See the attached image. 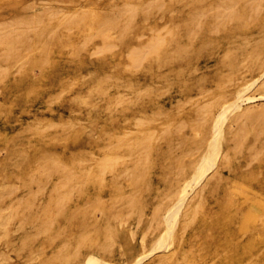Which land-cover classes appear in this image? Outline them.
I'll list each match as a JSON object with an SVG mask.
<instances>
[{
  "label": "rangeland",
  "instance_id": "obj_1",
  "mask_svg": "<svg viewBox=\"0 0 264 264\" xmlns=\"http://www.w3.org/2000/svg\"><path fill=\"white\" fill-rule=\"evenodd\" d=\"M183 1H185V3ZM183 1L182 0H164V1H162V0H152V1L151 0H137V1L136 0H134V1L133 0H0V23H2V24H0V29H3V30H0V33L2 31H5V29H4L5 26H6V30L9 29L10 27L12 29V31L10 29L7 30L6 33H9V34L6 35L5 41L2 42V40L0 39V51H1L0 55H3V58H4L3 59L2 57H0V61H1L0 62V68L2 70H4L2 76H0V79H1L0 80V82H1L0 83V185L2 183L7 184L9 186L12 185V187H9L6 190L9 193H7L6 191L5 192L0 191V201H1L0 202V205H1L0 206V208H1L0 213L4 214L6 212L4 215H7L11 212L10 216L12 217V221H9L10 223L9 222L7 223L9 226H7V224H6V228L4 229L5 234L2 237H0V243H1L0 244V255H2V258H3V260L0 264H7V263L8 264H10V263L11 264H20V262H22L23 260H24L23 262H25V263L22 262L23 264H27V263L30 264V262H32L34 264H56L59 260H61L63 258L64 253L61 252L62 251L61 250V247H62L61 244L66 243V242H70V243L75 244L80 237L79 235L82 233V232H80V230L83 231V233H88V234L90 233V235H89L90 239L88 240V242L100 240L102 238L100 233L96 232L95 230H94L95 232L92 231L93 229H95L93 227V225H92V227H90V225L93 223L89 219V217L86 216L85 214L83 216L77 215L71 223H68L67 221H65L66 220L65 215H67L69 213L68 211L75 209L77 207V205H80L79 207H81V208H79V209H83V211L86 210L85 207H87V206H85V205H87V203L89 201H91L93 199V197H94L93 200H95V199L100 200V197H101V199L104 198L105 200H107L108 203H112L114 201L111 200V197H113V200L116 201V199L118 198V195H120V193H122V195H124V194H126V192L128 194L129 191H131L130 192L131 194H133V195L135 194L136 197L139 198L140 200L143 199L147 205H146L145 211L143 210V213L145 212L144 215L140 216L141 218H138L135 215L133 217V215H131L132 218H129L130 221L125 222L126 223L125 226H128V227L132 226L131 228H134L135 227L134 225H137L139 223L137 220H140L141 224L139 223V225H138L139 230L138 229L136 230V235L138 237L141 235L142 231L146 228L145 223H146V221H148V217L153 212V208L155 207V205H157L158 197H156V196L154 197L153 193H149L147 195L143 186L136 188V187L132 186L131 181L128 184V181H126V179L129 180V178L127 176H124L123 174H121L122 173L121 170H123L125 167H132L133 165H135L139 161V159H141V158L143 159L146 155V153H144L145 151H143V150H149V151H151V154L153 157H158L157 152L160 153V150L163 149L162 147H164V149H166V147L168 146V144H167L168 141L176 140L178 137L176 135L183 128H185V130L180 131V133H187L188 132V133H192V134H197L196 129L194 130V127L192 125L193 123L191 124L190 121L197 120V118L199 117L198 113H200V114L202 113L204 106L206 107L210 103H212L210 105H214V104H217L219 102L223 103L224 100L231 98L234 90L236 89V86L240 85L243 81H245L246 79L249 78L248 73L246 74V71H248V69L252 68L250 66L245 67V69H247V70H245L243 68L244 66L238 65L235 68L236 70L234 69L235 71L234 70L231 71V70H228L226 67H223V65L217 63L216 58L222 53L221 51H223L222 49L226 45V40L224 39V35L226 34V31H228V29L231 30V28H229L230 27V25H229V27L227 26L228 29L226 28L227 30L223 29V30L219 31L218 34H211L209 32V27H211L212 26L211 24L213 23V17L211 15V13H209L208 10H207L208 12H206V9H209L211 7V4H213V1H215V0H211V1L210 0H205V1L204 0H202V1L201 0H199V1L198 0H192V1L189 0V2H191L190 4H189V2H187L188 0H183ZM155 2H158V3H156V5H155ZM209 2H211V3H209ZM241 2L243 3L244 0H241L240 3ZM122 3L128 4V5H125L123 7V6H121V5H124ZM143 3L145 4L144 6H143ZM147 3L150 5V7H149V5H146ZM132 4L139 7V8L138 7L135 8L137 10V13H136L137 16L133 15L135 12L134 11L135 9L134 8L132 9V7L129 8ZM200 4L203 6H200ZM118 5H119V7H118ZM185 5L187 7H185ZM190 5L194 6V7H191ZM204 5H207V7L205 6V8L203 9ZM109 6L110 7L112 6L113 9L110 8ZM127 6H129L128 9H130V10L125 9V7L127 8ZM142 6L143 7L146 6L148 8L147 10H149V15H147L148 11L146 10V7L143 8ZM152 6H154V8ZM159 6L162 9H160ZM208 6H210V7H208ZM188 7L190 8L191 12L193 9H196V12L198 11L197 14H199V15H200L199 11L201 10L200 12H201L202 16H199L200 18L196 17V15H195L196 12L193 11L194 13L193 12L191 13ZM142 8H143V10H142ZM48 9L50 10L49 13L54 12L55 15H57L55 17H57V18H59V17L61 18V16L63 15L62 14L63 12L65 15L67 13H69L68 15H77V14L78 15H82V14L84 15L85 13L88 15V12H89V15L91 13H95L96 17H94V19L92 21L89 20L90 22L89 21H87V23L85 22L86 24H84V26H82L80 28L81 31L79 30V28L77 26H73L74 28L73 27L70 28V26L68 27V26H64V25L58 26V28H57V34L58 35L49 41V53L47 56L49 63H47V64L46 63H35V64L28 63V64H25L19 68L18 64L20 63V61L18 60L19 58L17 59V57H19L20 54L18 51L16 52V50H14V48L15 49L20 48V50H21V48H23V46L25 45V42H27V41L32 42L34 39L33 33L30 32V31H32L30 26H28L29 28H27V29H29V30H27V32L25 31L24 35H20V33L22 32V29H23L22 26L25 24L23 21H30L35 16L44 17L43 19L46 20V15L49 14L47 11ZM51 9L54 11H51ZM144 9L146 10V12H144ZM172 9H174V10L172 11ZM106 10H107V12L109 11L111 13L108 12V14H107ZM140 10H142L145 14ZM41 11H43L44 13L46 12V13L43 15L42 14L43 12H41ZM112 11L114 12L115 17H112L110 15V14H112ZM124 11L126 13H127V11L128 12L130 11L131 12V13H129L130 16H131V14L133 17L136 16V17H134L135 19L131 16L130 18H132V20L133 19L134 20L132 21L128 18L130 20V23H129L128 19L125 20L124 18H122V17H124L123 15L126 14ZM132 11H134V12H132ZM150 11H152V12L150 13ZM37 12L41 13V15L37 14ZM121 12L123 14L120 16L119 13H121ZM171 12H174V13H171ZM262 12H264V9H262V11H261V16L264 17V14H262ZM170 13L173 15H171ZM185 13H187L186 16L184 15ZM30 14H32V15L30 16ZM33 14H34V16H33ZM102 14L105 17H108V15H109V18H106L107 19L106 20ZM188 14L190 16H191V14H193V17L195 15V19H193V17L191 16L192 17L191 18V24H193V26L197 25V24H195L196 22L193 20H196V21H197V19L203 20V16L205 15L204 20H206V21H204V20H203L204 22H201L202 20L198 21V24L202 23V25H199L200 28L202 26L201 30L199 29L198 25L194 27V29L196 27H198L197 28L198 31L202 32V33H200V32L197 33L198 35L199 34H201V35L198 36L196 34V36L193 37L194 39L192 38V36H190V38L188 39V37H186L187 34L186 33H184L185 35L183 34V32H185L184 26H180L181 21H183L182 24H184V25L186 24V22L184 21V18L186 17V19H188V17H190V16H188ZM65 15H63L62 17H64ZM87 15H84V16L87 17ZM98 15H99V18L101 17L100 18L101 20L98 19ZM25 16H26V18H28L30 16L31 19L28 18L26 20ZM143 16H146V17H143ZM120 17H121V19H120ZM127 17H128V15L126 14L125 18H127ZM207 17H209V19ZM15 18H16V20H18V22H16ZM19 18H20V20H23V19H25V20L20 21ZM102 18L104 19V21L106 20L108 23V25H106V21L103 22L102 24L104 26L112 25L113 21L118 22V23H116V25H115V23L113 25H115L117 28H119V29L116 28V30L117 31L119 30L118 31L119 35L121 34L120 39H115V38L111 37L110 39L107 38L106 40L102 41L101 38H99V37L96 38L97 36L94 38L91 36L88 37V35H89V28H88L89 24L91 26L97 25L98 23H101L103 21ZM11 19H13V20H11ZM109 19L111 21H109ZM147 19H148V21H147ZM9 20L11 21V23ZM117 20H119V21H117ZM144 20H145V22H144ZM3 21L5 23H3ZM6 21L7 22L9 21V22L7 23ZM14 21L16 24H18V26H16L14 24ZM127 21L129 23V26H128V23H126ZM131 21H132L133 26L130 25ZM134 21L136 23V26H134L135 25ZM233 21H231V23H230L231 27L239 24L238 21L237 22L236 21L233 22ZM96 22H98V23L95 24ZM109 22H111V24ZM171 22L175 23V25H176V28L174 30L176 34H174V36H176L179 39L180 38L179 35L183 34V35H181V38H180L181 43L184 42L186 44H189L190 46L192 45L193 47L191 46L190 49H192L194 52L190 49H187L185 51H181V52H183L182 53L183 55L181 54V52L179 53L182 56H179L178 53L173 54L174 52H171L170 54H173V56L169 54V58L167 60V63L162 65L161 67H160V65L157 64V62L155 63L152 60L149 61L150 56L148 55L145 59H143V61L138 66H135L133 61L130 60L132 58L130 56L129 51L133 47L139 46L142 43V41H146L149 38H151V36L154 34L161 35V36H163L165 34L164 35L165 38H167L168 36L170 37V34L166 31V27ZM209 22H212V23H209ZM122 23L124 26L122 25ZM166 24H168V25H166ZM249 24H251V25H249ZM19 25H22V26H19ZM164 25H165V27H164ZM245 25L247 28L245 27ZM245 25H244V27H242L243 26L242 24H239L238 26L242 27L244 30H255V29L259 28L257 23H248ZM25 26L26 25H24V27ZM121 26H123V30H121V28H122ZM125 26L126 27L128 26L127 29H125L126 28ZM177 26L178 27L180 26L182 28L178 29ZM193 26H192V28H193ZM14 27H16V28H14ZM17 27H19V28H17ZM197 29H195L194 31L196 32ZM127 30H128V32H127ZM28 31L30 33H28ZM124 31L126 32V35L124 34ZM180 31H181V34H179ZM10 32H13L14 34L10 33ZM18 32H19V34H18ZM61 32H62V35H61ZM120 32H123V33H120ZM229 32L230 31H228L227 33H229ZM234 32L237 33L238 30L236 29V30H234ZM11 34H13L12 36L15 37L14 38L15 40L13 39L12 36H10ZM15 34H17V36ZM27 34H29V35H27ZM123 34H124V36H123ZM25 35H27V37ZM210 35H213V37L215 38V43H206V41L204 40L205 36L210 37ZM21 36H23V37L25 36V38H23ZM58 37H59V39H58ZM79 37H80V39H79ZM125 37H126V39H125ZM169 37H168V39H169ZM196 37H200L201 39L196 38ZM26 38H30V39L27 40ZM132 38H133V40H132ZM8 39H10V40H8ZM90 39H91V41H90V43H88ZM108 39H109V41H108ZM186 39L188 40L189 43L187 42ZM83 40H87L88 42L87 41L83 42ZM117 40H119V41H117ZM6 41H9V42L14 41V43L12 42L9 44V46L11 45V49L8 48V51L5 50V49H7V47H9L8 44L6 45V43H5ZM19 42H20V44H19ZM120 42H122V43H120ZM200 42H201V44H200ZM3 43H5L6 46H4ZM15 43L18 45H15ZM80 43H81V45H80ZM118 43H119V45H118ZM114 44H115V46H114ZM74 45H75V47H74ZM79 45H80V47H79ZM83 45H85V46H83ZM20 46H22V47H20ZM207 46H209V47H207ZM199 47H200V49H199ZM126 48H127V50H125ZM2 49L4 50V52ZM82 49H84V50L82 51ZM78 50H80V51H78ZM188 50H190V51H188ZM9 51L11 52V54H13V52H14V54H16V55H14V54L10 55ZM75 51H78V52H75ZM106 51H108V52H106ZM217 51H219V52H217ZM35 52H37V49H32L30 54L34 58L41 57V54H39V52H37V54ZM123 52L125 54H123ZM197 54H199V56H197ZM6 55H9L10 57L8 58V57H6ZM176 55H177V57H176ZM12 56H14L17 59V61H19V62H17L14 57L13 58L15 60H13ZM122 56H123V59H122ZM128 57L130 58L129 59L130 61L128 60ZM175 57L179 61H177V59H175ZM2 59L4 60V62ZM9 59L11 60V62ZM12 60L16 61V64ZM131 61H132V63H131ZM177 62H179V63H177ZM33 66H36V68ZM238 67H240V68H238ZM177 68L180 70H177ZM194 68L197 69V70H195V73H193ZM182 70H183V72H182ZM92 71H93V73H95L94 74L95 78H94V76H90V75H93ZM177 71H179L180 73L182 72L180 74L181 76L179 75V72H177ZM197 71H198V73H197ZM228 71H230V72H228ZM226 72L228 73L227 75H226ZM175 73H178V75L177 74L176 75L179 78L175 75ZM218 73H220L222 75L223 74L226 75V76H224L226 78V80L224 78H220L222 76L219 75ZM229 73H230V76H229ZM256 73H257V71L254 70V74H256ZM152 74H154L155 77H152ZM108 75L110 77L109 79L119 78V80H121L120 81L121 85L115 84L112 81L107 80L106 83L102 84L103 88L105 87V89H108V91L103 89L105 92L107 91L106 92L107 94L105 92L104 93L102 92V94H101L97 91L99 77H101V76L107 77ZM203 75L205 78L204 82H202L203 85H202V83L198 84L196 82V78L198 76H203ZM163 78H165V79H163ZM96 79H98V80H96ZM150 79H152V80H150ZM219 79H221L220 81H222V82H220ZM217 80H218V82H217ZM152 81H153V83L158 84V86L160 85V87L163 86L165 88H161L159 93H156V95L154 94L155 96L149 97V96L145 95L144 92L141 91V89H143V86L145 87L146 84L148 85L149 82L152 83ZM121 82H123V83H121ZM130 82H132V84H130ZM109 84H111V85H109ZM132 85H133V87H132ZM221 85L222 86L224 85L223 88ZM29 86H30V90H29ZM200 87L202 88V90L200 89ZM204 87L206 89H204ZM91 89H93V90H91ZM94 90H95V92H94ZM139 90L141 91L140 92L141 94L138 92ZM205 91H207V92H205ZM25 93H27V94H25ZM117 94L120 95V97H119L120 99L118 98L119 101L113 100V97H115V95L118 96ZM137 94H140V95H137ZM250 94H251V96L252 95L256 96L257 92H255V94H254V92L252 91ZM142 95H144L145 97L144 96L142 97ZM214 95H217V97L215 98ZM127 96H128V98H127ZM129 99L131 101L134 100V102L128 101ZM254 99H251L253 101H251V100L246 101L245 100L244 107L247 105L250 108H252L253 106L259 108L262 105H264V104H262V103H264V100H261L259 98L257 99V96ZM176 102L179 105L178 104L176 105L175 104ZM257 103H258V105L259 104H261V105H259V107H258V105H256ZM133 104H134V106H133ZM200 106H203L202 109ZM157 109L159 111H157ZM197 109H200V110H198L199 112L197 111ZM219 109H220V106L216 107L213 112L216 113ZM153 113H154V115L152 116ZM155 116H157L159 119ZM74 121H76L77 123ZM152 121H153V123H152ZM62 122H63V124H62ZM72 122H74V123H72ZM150 122H151V125H149ZM134 123H136V125H134ZM178 123H179V125H181V127L183 125L185 127L180 128L179 125L177 127L176 125ZM72 124H75L76 127L72 128L71 127ZM186 124L189 126H186ZM101 125H105V127H102ZM168 126L170 129L167 128ZM60 127H61V129H60ZM62 127L64 128V130ZM139 127H140V129H138ZM176 127H177V129H176ZM189 127L193 131L191 129H189ZM67 128H69V129H67ZM178 128H180L179 131H178ZM174 129H176L177 131ZM172 130L175 132V134H172V136H171L170 132L173 133ZM132 131L135 134H132L133 133ZM200 132H204V129H202ZM162 133H165V134L168 133V134H166V135H168V136H166V138L171 137L170 140H167L168 138L166 139L165 135H163ZM161 134L164 137L161 136ZM227 135L228 134H226L227 139L231 138V136H232L231 134H229L228 136ZM52 136H54V137H52ZM114 136H115V138H114ZM127 138L134 139V140H130ZM259 139L264 140V134H262L259 137ZM116 140H117V142H116ZM120 140L122 143L124 142V144L120 143ZM129 140L131 141V143ZM158 140H160V142H158ZM125 141L126 142L129 141V142L125 143ZM149 141H151V142H149ZM113 143H114V145L117 144L118 146H120V148L122 145H124L123 147L125 148L126 145L128 147V144L129 145L131 144L130 148L132 150H130V148L128 149L126 147L128 149V151L131 153V155H129L130 153H128V151H126V148L124 149L122 147L124 150H121L122 148L120 149L119 147H115L114 145L111 146V144H113ZM118 143H120V144H118ZM148 143H150L149 144L150 146L148 145ZM165 143L167 144V146ZM249 143H250V141H248L247 145H249ZM142 144L145 147L141 146ZM226 144L231 146L232 145L231 140L230 139L227 140ZM261 144L262 145L260 146V149L262 148L261 149L262 151L259 150V152H257L258 155L256 154L255 157L254 156H253V158L250 157L251 152L249 153V149H247V147H246V148H244L245 150L243 149L241 152H239L240 154L236 153L237 156H233L232 163L228 168L226 166H222L220 168L219 176L217 175L213 178L211 177L209 179H206L207 185H205V188L202 192L201 203H200L199 209L196 212V213H198L196 216L197 222L194 221L193 222L194 224L192 223L191 226L188 228V230L186 232L187 241L184 243V246H186L190 250V252L194 254L193 261H195L196 264H240V263L244 264L247 261L246 249H244V244L246 243L247 239H250V238L252 239L254 237L253 235H257L262 230H264V147H262V146H264V143H261ZM109 145H110V147H109ZM132 145L134 146V148ZM224 145H225V143H224ZM108 147L110 150L108 149ZM112 147H113V149H112ZM140 147L145 148V149L140 150ZM147 147H148V149H146ZM117 148H119L118 151H117ZM153 148L155 149V151L152 152ZM97 149H99V150L97 151ZM111 149H112V151H111ZM156 149L159 151H157ZM246 149L248 151H246ZM80 151L82 153H79ZM99 151H100V153H99ZM106 151H108V152L106 153ZM84 152H87V154ZM241 153H243V154H241ZM248 153L250 155H248ZM233 155H235V154H233ZM51 156L56 157L58 160H60L63 163L68 165L69 171L71 170V176L69 175L70 180H68L69 184H68L67 179L64 178V175L60 176L59 174H61V173H59L57 171L56 172L51 171L49 173L46 172V175H45V173H44L45 171L43 170V167L47 163V161L45 159L47 157H51ZM69 156L71 157L70 159H72V160L69 159ZM114 156H117V157L119 156L118 159H120V160H117L118 161L117 162L116 161L117 157H114ZM259 156H261V158ZM99 157H100V159H99ZM113 158H116V159L114 160ZM78 159H81V160L78 161ZM105 159H109L110 161L112 160L113 163H115V165L108 167L106 172L103 175V174H100V172L98 171V167H99L98 161L105 160ZM154 159H156V158H154ZM24 160H26L27 162ZM43 160H44V162H43ZM122 160H125V163ZM236 160H238V161H236ZM69 161H71V162H69ZM73 161H75L76 163ZM17 162H19V163H17ZM96 162H97V165H96ZM248 162L250 163L251 166L248 165L249 164ZM117 163L120 166L119 165L117 166L116 165ZM131 163H132V165H130ZM75 164H77V165H75ZM78 164H80V165L78 166ZM246 164L249 166L248 168L246 167L247 166ZM42 165H44V166H42ZM69 165H71V167ZM149 167L142 174V175L145 174L144 176H142L143 178L140 177V175H137V177H135V178H138V176H139L140 177L139 180H137V179L136 180L139 181L140 183L142 180H143L142 183L148 182V180H149L150 183L152 182L151 184H152L153 188L155 189V191H156V189L160 190L164 184L163 179H161L164 176V175L163 176L161 175L163 168L160 167L159 165L153 166L154 169L152 167H150V168ZM113 169H115V171ZM72 170L74 172H72ZM86 170L87 171L89 170V171L87 172ZM92 170L95 171L94 174L91 172ZM110 170H111V173H110ZM31 171L33 172V174L32 173L30 174ZM117 171H119V172H117ZM120 171H121V173H120ZM37 172H43V173H37ZM55 173H57V174L59 173L58 176H57V174L55 175ZM78 173H80V175ZM38 174H40V175L36 176ZM50 174L54 175V176H51ZM77 174L79 175V178H78V176L75 177ZM221 174H222V177L220 178ZM84 175L87 176L86 179H83ZM15 176H16V178H19L18 179L19 182L17 181ZM56 176L58 177L59 180L57 179ZM96 176L99 180L96 179ZM145 176H146V178H145ZM225 176H226V178H225ZM81 177H82V179H80ZM60 178H62V179H60ZM132 178L135 179L134 176ZM147 178H148V180H146ZM100 179H102V180H100ZM113 179L114 180L116 179V181H114L115 184L113 183ZM56 180H58L60 182H57ZM232 180H234V181H232ZM22 181L23 182L26 181V182H28V183L30 182V183L29 184L27 183L28 184L27 185L26 182H24L26 184L25 185ZM32 181H34V183ZM43 181H47L48 183L47 182L43 183ZM99 181H100V183H99ZM103 181H104V183H103ZM218 181H220L221 183ZM65 182L67 183V185L65 184ZM31 183H32V185H31ZM57 183H58V185H56ZM218 183H219V185H218ZM74 184H76L80 187V188L77 187V192H75L76 190L72 191L74 188L76 189V186ZM239 184L242 186H240ZM246 184H247V186H246ZM17 185H19V189H18ZM45 185H46V188H45ZM68 185H70V186H68ZM81 185L83 187H81ZM111 185L114 188L111 187ZM120 185L123 188H121ZM155 185L159 186V187H156ZM14 186H15V188H14ZM71 186H72V188L74 186L75 187L73 189H70ZM117 186L120 188L117 189L118 188ZM126 186H127V189L125 188ZM131 187L136 188L135 189L136 191H138V189H139V191H138L139 193L136 192L135 190H133L134 188L132 189ZM34 188H35V190H34ZM36 188L38 191L36 190ZM14 189H15V192H14ZM39 189H42V190H39ZM116 189L119 191L116 192ZM53 190H54L55 196L52 194ZM24 191H26V192H24ZM27 191H29V192L27 193ZM59 191L62 193H60ZM67 191L68 192L71 191V192L68 193ZM133 192H135V193H133ZM163 192H166V189L163 190ZM10 193H11L12 197H10L11 196ZM24 193H26V194H24ZM33 193H36V194H34L35 196H37L38 193H39V195L33 199V197H34V195H32ZM71 193H72V195L70 197ZM77 193H80V195H78ZM82 193L83 194L85 193V195H83ZM137 193L139 194V196H137L138 195ZM64 194H65V197H64ZM4 195H6V197H4ZM21 195L23 198L21 197ZM29 195H31V196H29ZM49 195H51V196L49 197ZM28 196L30 197L31 202L28 201V198H29ZM60 197L61 198L64 197L63 200H64V203H66V208H64L65 206L63 208L65 211L64 210L63 211L62 210L57 211L58 209L56 207V203H57V199ZM69 197L71 198V202L69 200L70 199ZM77 197H78V200H76ZM5 198H8V199H5ZM13 198H14V200L10 201ZM40 198H41V201H40ZM66 198L67 199L69 198L67 202H66V200H67ZM4 199H5V201H4ZM51 199H52V201H51ZM84 200H86V201H84ZM8 201H9V203L10 202L11 203L9 204ZM34 202H35V204H34ZM68 202H69V204H67ZM73 202L75 204H73ZM84 202H85V204H84ZM4 204L6 207L4 206ZM6 204L8 205V207ZM27 204L28 205L30 204V205L28 206ZM41 204L44 205V206L42 205L44 208L41 206ZM193 204H194V202L192 200V204H191V206H189V208H191ZM32 205H34V206H32ZM49 205H50V208H48ZM52 205H53V207H52ZM26 206L28 209H26ZM30 206L32 207V210H31ZM35 206L37 207V209H35L36 208ZM33 207L36 211H33L34 210ZM47 209H51V210H47ZM68 209H70V210H68ZM27 210H30V211H28L29 213L27 212ZM55 210H56L57 214L59 212L58 215H55L56 212H53ZM8 211H10V212H8ZM25 211L28 213L27 215H26ZM42 211H43V213H42ZM49 211H51V212H49ZM95 211H96L97 215H100V213H101L100 209H97ZM40 212L42 215L40 214ZM65 212H66V214H65ZM35 214H36V217H35ZM25 215L27 217H25ZM31 217H32V219H31ZM45 218H46V220H45ZM79 218H81V219H79ZM29 219H31V222ZM82 219H84V220H82ZM129 219H127V220H129ZM258 219H260V220H258ZM79 220H82V221H79ZM134 220H136V221H134ZM15 221H17V222L15 223ZM23 221L26 223L23 224ZM33 221L34 222L36 221V222L33 224ZM13 222H14V224H12ZM37 222H38V225L41 224L39 227L36 224ZM80 222L82 223V226L84 224L83 229H81L82 226H80L81 225ZM129 222H130V224H128ZM142 222L144 223V225H142L143 224ZM10 224H12V225L10 226ZM25 224H27V225H25ZM32 224H33V226H31ZM57 224H58V226H57ZM54 225H55V227H54ZM24 226H26V227H24ZM50 226H51V229L49 228ZM65 226H66V228L69 227V229L67 230L65 228ZM63 227H64V229H62ZM84 227H86V228H84ZM8 228H10V229H8ZM16 228H17V230H16ZM26 229H27V231H29V230L31 231V229L36 230L35 234L33 236H29L28 240H26L24 242L25 244L28 243V247L23 242H20V241H22L21 238H22V235L26 232ZM42 229H44V232ZM84 230H86V231L84 232ZM0 231H2L1 228H0ZM37 231H38V234L40 233V235H37ZM2 232H0V234ZM58 232H60V233H58ZM62 232H64V233L62 234ZM44 233H45V237H43ZM72 233H73V235H72ZM13 234H15V235L13 236ZM49 235H50V237H49ZM55 235H56V237H55ZM190 235L192 237H190ZM67 236L70 238H68ZM76 236H78V237H76ZM30 237H33L34 239L36 237H39V238H37L38 240L35 241L33 238H30ZM76 238H77V240H76ZM29 239H31V240L29 241ZM32 239H33V241H32ZM6 240H8V241H6ZM5 242L7 244H5ZM12 242H14V243H12ZM31 242H33L34 244ZM40 243L43 246L39 245ZM3 244H4V246H3ZM10 244L13 247L9 246ZM22 244L26 247H24ZM48 244H50V245H48ZM85 246H82L83 250L88 249V246L87 245H85ZM258 246H259V251L258 250L257 251H258L259 257H260L259 258L260 259L259 264L260 263L264 264V248H262V247H264V242H261V243L259 242ZM6 247H8V248H6ZM11 247L13 249H11ZM18 247H21V249H23V250L18 249ZM37 247H38V249H37ZM256 248H257V245L255 247H253L252 250H255ZM10 250H11V252H10ZM16 250H18V252ZM28 250H29V253H27ZM31 250H32V252H31ZM118 250L119 249L117 248V246H115L114 252L117 253ZM3 254H4V256H3ZM6 254H8V255H6ZM29 254L32 256H30ZM37 254L39 257L37 256ZM42 254H44L43 258L40 257V256H42ZM6 256H7V258H6ZM28 256H30V257H28ZM116 257L117 258L114 261L118 262V264H122V262H120V260H122L123 257H121V256L119 257V256H117V254H116ZM37 258L38 259L41 258V259H39L40 261ZM151 258L155 259L156 255H154V257H151ZM35 259H36L37 263H36ZM195 263L193 262V264H195Z\"/></svg>",
  "mask_w": 264,
  "mask_h": 264
},
{
  "label": "bare ground",
  "instance_id": "obj_2",
  "mask_svg": "<svg viewBox=\"0 0 264 264\" xmlns=\"http://www.w3.org/2000/svg\"><path fill=\"white\" fill-rule=\"evenodd\" d=\"M134 1V0H133ZM137 1V0H136ZM152 1V0H151ZM164 1V0H162ZM183 1V0H182ZM192 1V0H191ZM199 1V0H198ZM202 1V0H201ZM200 1V2H201ZM205 1V0H204ZM211 1V0H210ZM241 1V0H240ZM239 0H215L213 1V4H211V7L209 9H206V12L209 11V13H211L212 17H213V23L212 22H209V23H212L211 27H209V32L211 34H218L219 31L223 30V29H226L227 26L231 28L228 29V31H230L229 33H227L228 31H226V34L224 35V39L226 40V45L223 47V51H221L220 55L216 58L217 60V63L218 64H221L223 65V67H226L228 70H231L233 71L238 65L239 66H244L243 68L245 69V67H252L251 69H248V71H246V74L248 73V76L249 78L246 79L245 81H243L240 85H237L236 86V89L234 90L231 98L229 99H226L222 102H219L217 104H214V105H210L212 103H210L209 105H207L206 107L204 106L203 110H202V113H198L199 114V117L197 118V120H192L190 121L191 124L193 125L194 127V130L196 129V133L197 134H192V133H180V131H183L185 130V128H183L182 130H180V128L182 127H185L184 125L181 127V125H179V123L176 125L180 128H178V131H179V135L177 134L176 136L177 139L176 140H170V138H166V134L168 133H162L163 135H165V138L167 140H170L168 141V146L166 144V149H164V147H162L163 149L160 150V153L157 152L158 154V157H153L152 154H151V151L149 150H143L145 148H141L140 147V150H143L145 151L144 153H146L145 157L142 159H139V161L133 165L132 167H125L121 173L123 174L124 176H127L129 178V180H127L126 178V181H128V184L130 183L131 181V184L132 186L134 187H144L147 195L149 193H153L154 197H158V203L157 205H155V207L153 208V212L150 214V216L148 217V221H146V228L142 231L141 235L138 237L136 235V230L139 228L138 225L140 223V220H137L139 223L137 225H134L135 227L134 228H131L132 226L128 227V226H125L126 225V221H130L129 218H132L131 215H134L138 218H141L140 216L144 215L143 213V210L145 211V208H146V202L143 200V199H139L136 197V195L134 194H131L129 191V193L127 194H124L122 195V193H120V195H118V198L115 200H113V197H111V200L114 201L112 203H108L107 200H105L104 198L101 199L100 197V200H91L87 203V207H85L86 210L83 211V209H79L81 207H79L80 205H77V207L75 209H72L71 211H68L69 213L67 215H65L66 217V220L68 223H71L74 218L77 216V215H80V216H83L84 214L86 216L89 217V219L92 221L93 224L90 225V227H93L95 229H93L92 231H96V232H99L100 235H101V239L98 240V241H93V242H88V240L90 239V233H83V231L80 230V232H82L79 236V239L77 240V242L75 244L73 243H70V242H66V243H62L61 244V252H63V258L61 260H59L56 264H118V262L114 261L117 257H116V254L117 256H121L123 257L122 260H120V262H122V264H193V262L195 263V261H193L194 259V254L190 252V250L184 246V243L187 241V235H186V232L188 230V228L191 226V224L196 221V216L198 213L197 210L199 209V206H200V203H201V195H202V192L205 188V185L206 184V179H209V178H213L215 176H219L220 174V168L222 166H226L227 168L231 165L232 163V158L233 156H237L236 153H239L241 152L244 148L247 147V149H249V153L251 152V155L248 153V155H250V157L253 158V156L255 157V155L257 154V152H259L260 149V146L262 145L261 143H264V140H260L259 137L264 134V105H262L261 107H259V104L258 103L256 105H258L259 108L257 107H252L250 108L249 106H245L244 107V103H245V100L246 101H249L251 99H254L256 98L257 96V99H261V100H264V17L261 16V11L262 9H264V0H244V2L240 3ZM143 2V1H142ZM149 2V1H148ZM154 2V1H153ZM159 2V1H158ZM158 2H155V5L156 3ZM180 2V1H179ZM185 3V1H183ZM189 2V0L187 1ZM207 2V1H206ZM137 3V2H136ZM162 3V2H161ZM178 3V2H177ZM191 2H189L190 4ZM208 3V2H207ZM211 3V2H209ZM124 5H121V6H125V5H128V4H125V3H122ZM183 4V3H182ZM188 4V3H187ZM195 4V3H194ZM203 4V3H202ZM133 5V4H132ZM127 6V8L125 7L126 10H130L128 9L132 7V9L138 7L136 5H133V6ZM141 5V4H140ZM139 5V6H140ZM145 4L143 3V6ZM146 5H149L148 3ZM160 5V4H159ZM184 5V4H183ZM196 5V4H195ZM208 5V4H207ZM207 5H204L203 9L205 8V6L207 7ZM135 6V7H134ZM142 6V7H143ZM158 6V5H157ZM172 6V5H171ZM191 6V5H190ZM189 6V7H190ZM200 6H203L200 4ZM31 7V6H30ZM90 7V6H89ZM110 7V6H109ZM115 7V6H114ZM119 7V5H118ZM122 7V8H123ZM146 7V6H145ZM143 7V8H145ZM150 7V5H149ZM154 8V6H152ZM151 7V8H152ZM160 7V6H159ZM185 7H187L185 5ZM188 7V8H189ZM191 7H194V6H191ZM110 8L113 9V7L111 6ZM109 8V9H110ZM116 8V7H115ZM139 8V7H138ZM137 8V9H138ZM141 8V7H140ZM142 8V10H143ZM184 8V7H183ZM84 9V8H83ZM121 9V8H120ZM148 8L146 7V10ZM160 9H162L160 7ZM78 10V9H77ZM89 10V9H88ZM118 10V9H117ZM116 10V11H117ZM140 10V11H142ZM146 10L144 9V12H146ZM152 10V9H151ZM154 10V9H153ZM165 10V9H164ZM174 9H172L173 11ZM190 10V8H189ZM208 10V11H207ZM48 13H49V9L47 10ZM51 11H54L51 9ZM68 11V10H67ZM66 11V12H67ZM79 11V10H78ZM135 11V12H134ZM134 11V14L133 15H136L137 13V10L135 9ZM148 11V14L149 15V10ZM163 11V10H162ZM188 11V10H187ZM196 12V9H193L192 12ZM201 11V10H200ZM199 11L200 15L197 14L196 12V17L200 18L199 16H202L201 15V12ZM205 11V10H204ZM43 12V11H41ZM72 12V11H71ZM107 12V10H106ZM109 12V11H108ZM107 12V14H108ZM118 12V11H117ZM125 12V11H124ZM143 12V11H142ZM143 12V13H144ZM152 11H150L151 13ZM170 12V11H169ZM191 12V10H190ZM191 12V13H192ZM193 12V13H194ZM46 13V12H45ZM44 12L42 13L43 15L45 14ZM57 13V12H56ZM111 13V12H109ZM126 13V12H125ZM131 13L130 11L128 12L127 11V15L128 17L125 18V15H123L125 20H127L128 18L130 20H132V18H130L132 16H130ZM155 13V12H154ZM171 13H174V12H171ZM170 13V14H171ZM189 13V12H188ZM37 14L41 15V13H38ZM63 15L64 12L62 13ZM69 13H67L64 17L61 16V18H57L55 16V13L52 12V13H49L46 15V20H44L43 18L44 17H40V16H35L34 18H30V16L32 14H30V16L28 18H30L31 20L30 21H23V20H27L28 18H26L25 16V19L23 20H19L20 21H23L26 25L24 27V25H19V26H22L23 29H22V32L20 33V35H24L25 31L27 32V28H29L28 26L31 27V30L33 31H30L31 33H33L34 35V39L33 41H27L25 42V45L23 46V48H14V50H16V52L18 51L19 52V57H17V59L20 61V63L18 64L19 68L25 64H28V63H32V64H35V63H49V60H48V53H49V41L52 39V38H55L58 34H57V28L58 26L60 25H64V26H70V28H72L73 26H77L79 28V30L81 31V27L84 26V24L87 23V21H92L94 19L95 16V13H91L89 15V12H88V15L85 13L84 15H87V17H85L83 14L82 15H68ZM74 14V13H73ZM113 14V15H112ZM112 14H110L112 17H115V14L114 12L112 11ZM123 13H119V15L121 16ZM145 14V13H144ZM190 14V13H189ZM188 14V16H190ZM203 14V13H202ZM206 14V13H205ZM262 14H264V12H262ZM59 15V14H58ZM103 15V14H102ZM143 15V14H142ZM152 15V14H151ZM150 15V16H151ZM161 15V14H160ZM173 15V14H171ZM185 16L187 15V13L184 14ZM195 15L193 17V14H191V16L193 17V19H195ZM34 16V14H33ZM104 16V15H103ZM107 16V15H106ZM137 16V15H136ZM134 16V17H136ZM163 16V15H162ZM188 17V19H186V17L184 18V21L186 22V24H182L183 21H181L180 23V26H184L185 28V32L187 35L186 37H188V39L190 38V36H192V38L194 36H196L197 33H199L200 31H198V27H196L195 29H197V31L195 32L194 30V27L195 26H199V25H202L201 24H198V21L199 20H202V19H197L196 20H193L195 21L197 25L193 26V24H191V18L192 17ZM205 16V15H204ZM204 16H203V20H204ZM105 17V16H104ZM103 17V18H104ZM133 17V16H132ZM133 17V18H134ZM143 17H146V16H143ZM170 17V16H169ZM211 17V18H212ZM101 18V17H100ZM99 18V15H98V19L101 20ZM102 18V19H103ZM106 18H109V15L108 17H105ZM173 18V17H172ZM202 18V17H201ZM209 19V17H207ZM14 19V18H13ZM11 19V20H13ZM18 19V18H17ZM116 19V18H115ZM114 19V20H115ZM121 19V17H120ZM128 19V20H129ZM135 19V18H134ZM133 19V20H134ZM149 19V18H148ZM147 19V21H148ZM160 19V18H159ZM171 19V18H170ZM16 20V18H15ZM107 20V19H106ZM105 20V21H106ZM124 20V21H125ZM130 20H129V23H130ZM132 20V21H133ZM143 20V19H142ZM156 20V19H155ZM201 21V22H204V21ZM238 21L239 24H242L244 27L245 24H248V23H257L258 24V29H255V30H244L242 27H239L238 25H234L233 27H231V21ZM10 21V20H9ZM8 21V22H9ZM19 21V22H20ZM89 21V22H90ZM104 19L101 23H98L96 22L95 24L97 25H93L91 26L89 24L88 28H89V35L88 37H96V38H101L102 41L106 40L107 38H115V39H120L121 38V34L119 35L118 34V31L116 30V23L118 22H112L113 24L115 23V25H110V26H104L102 23L105 22ZM109 21H111L109 19ZM116 21V20H115ZM119 21V20H117ZM132 21H131V24H132ZM136 21V20H135ZM134 21V23H135ZM158 21V20H157ZM211 21V20H210ZM233 21V22H234ZM7 22V21H6ZM7 22V23H8ZM16 22H18V20H16ZM86 22V23H85ZM100 22V21H99ZM145 22V20H144ZM208 22V21H207ZM3 23H5L3 21ZM11 23V21H10ZM92 23V22H91ZM111 24V22H109ZM128 23V21L126 22ZM129 23H128V26H129ZM178 23V22H177ZM176 23V24H177ZM200 23V22H199ZM2 24V23H0ZM14 24L16 26H18V24L15 23L14 21ZM23 24V23H22ZM236 24V23H235ZM106 25H108L107 21H106ZM118 25V24H117ZM123 25V23H122ZM126 25V24H125ZM168 25V24H166ZM251 25V24H249ZM253 25V24H252ZM9 26V25H8ZM124 26V25H123ZM123 26H121V30H123ZM127 26V27H128ZM136 26V23L135 25ZM178 27L179 28H182V27ZM193 26V28H192ZM248 26V25H247ZM2 27V26H1ZM62 27V26H61ZM126 27V26H125ZM127 27L125 29H127ZM165 27V25H164ZM246 27V25H245ZM249 27V26H248ZM253 27V26H252ZM16 28V27H14ZM19 28V27H17ZM74 28V27H73ZM76 28V27H75ZM132 28V27H131ZM175 28H176V25L175 23L171 22L167 27H166V31L170 34V37L168 39L165 38V34L163 36L161 35H157V34H154L151 36V38H149L148 40L146 41H142V43L139 45V46H136V47H133L129 52H130V56L132 59H130L128 57V60H132L134 65L135 66H138L142 61L143 59H145L148 55L150 56V60L149 61H154L155 63L157 62L158 65H160V67L164 64L167 63V60L169 58V54L171 52H174L173 54L175 53H178L179 56H182L183 52L181 51H185L187 49H190L191 46L189 44H186L184 42L181 43L180 41V38H181V31L179 34L180 38L178 39L176 36H174L175 33ZM202 28V26H201ZM200 26H199V29L201 30ZM206 28V27H205ZM247 28V27H246ZM251 28V27H250ZM5 31H2L0 33V39L3 41L6 40V35L9 34V33H6L7 30H11V27L9 29L6 30V26H5ZM66 29V28H65ZM84 29V28H83ZM119 29V28H117ZM124 29V30H125ZM135 29V28H134ZM133 29V30H134ZM194 29V30H193ZM226 29V30H227ZM238 30V32H234V30ZM0 30H3V29H0ZM67 30V29H66ZM140 30V29H139ZM203 30V29H202ZM208 30V29H207ZM69 31V30H68ZM179 31V30H178ZM28 31V33H30ZM128 32V30H127ZM177 32V31H176ZM208 32V31H207ZM208 32V33H209ZM10 33H13V32H10ZM81 33V32H80ZM120 33H123V32H120ZM130 33V32H129ZM202 33V32H200ZM206 33V32H205ZM14 34V33H13ZM13 34H11L10 36H12ZM19 34V32H18ZM124 34L126 35V32L124 31ZM123 34V36H124ZM207 34V33H206ZM17 36V34H15ZM29 35V34H27ZM27 35H25L27 37ZM61 35H62V32H61ZM85 35V34H84ZM185 35V34H184ZM198 35V34H197ZM201 34H199L198 36H200ZM25 36H21L23 38H25ZM129 36V35H128ZM208 36V35H207ZM205 36V41L206 43H215V38L213 37V35H210V37H207ZM13 37V36H12ZM84 37V36H83ZM86 37V36H85ZM184 37V36H183ZM185 37V38H186ZM11 38V37H10ZM15 37H13L14 39ZM124 38V37H123ZM138 38V37H137ZM196 38H200V37H196ZM195 38V39H196ZM27 40H29L30 38H26ZM59 39V37H58ZM80 39V37H79ZM108 39V41H109ZM126 39V37H125ZM194 39V38H193ZM201 39V38H200ZM10 40V39H8ZM15 40V39H14ZM18 40V39H17ZM54 40V39H53ZM124 40V39H123ZM133 40V38H132ZM187 40V39H186ZM197 40V39H196ZM84 41H87V40H83ZM91 39L89 40L88 43H90ZM119 41V40H117ZM184 41V40H183ZM195 41V40H194ZM201 41V40H200ZM203 41V40H202ZM14 43V41H12ZM12 42H9V41H6V45ZM18 42V41H17ZM186 42V41H185ZM188 42V40H187ZM217 42V41H216ZM4 44V46H6ZM86 43V42H85ZM122 43V42H120ZM184 43V44H183ZM189 43V42H188ZM20 44V42H19ZM24 44V43H23ZM87 44V43H86ZM124 44V43H123ZM122 44V45H123ZM191 44V43H190ZM201 44V42H200ZM15 45H18L15 43ZM81 45V43H80ZM79 45V47H80ZM117 45V44H116ZM119 45V43H118ZM199 45V44H198ZM208 45V44H207ZM73 46V45H72ZM85 46V45H83ZM87 46V45H86ZM115 46V44H114ZM205 46V45H204ZM220 46V45H219ZM3 47V46H2ZM1 47V48H2ZM22 47V46H20ZM75 47V45H74ZM107 47V46H106ZM119 47V46H118ZM193 47V46H192ZM209 47V46H207ZM4 48V47H3ZM8 48L11 49V45L9 47H7V50L8 51ZM83 48V47H82ZM128 48V47H127ZM127 48L125 50H127ZM212 48V47H211ZM9 49V50H10ZM32 49H37V52H39V54H41V57H38V58H34L30 53L32 51ZM72 49V48H71ZM86 49V48H85ZM200 49V47H199ZM202 49V48H201ZM206 49V48H205ZM3 50V49H2ZM20 50V51H19ZM76 50V49H75ZM84 49H82L83 51ZM192 50V49H190ZM188 50V51H190ZM36 51V50H35ZM80 51V50H78ZM78 51H75V52H78ZM193 51V50H192ZM198 51V50H197ZM214 51V50H213ZM1 52V51H0ZM4 52V50H3ZM10 52V51H9ZM37 52H35L37 54ZM108 52V51H106ZM111 52V51H110ZM125 52V51H124ZM123 52V54H125ZM181 52L182 55H180L179 53ZM194 52V51H193ZM202 52V51H201ZM205 52V51H204ZM207 52V51H206ZM219 52V51H217ZM216 52V53H217ZM33 53V52H32ZM72 53V52H71ZM74 53V52H73ZM188 53V52H187ZM10 55H13L11 54V52L9 53ZM75 54V53H74ZM173 54H170L173 56ZM185 54V53H184ZM194 54V53H193ZM201 54V53H200ZM16 55V54H14ZM18 55V54H17ZM127 56V55H126ZM125 56V57H126ZM197 56H199V54H197ZM0 57L3 58V55H0ZM6 57H10L9 55H6ZM14 56H12L13 58ZM74 57V56H73ZM177 57V55H176ZM175 57V59H177ZM15 58V57H14ZM13 58V60H15ZM174 58V57H173ZM179 58V57H178ZM185 58V57H184ZM4 59V58H3ZM2 59V60H3ZM16 59V61H17ZM122 59H123V56H122ZM10 60V59H9ZM12 60V61H13ZM129 60V61H130ZM181 60V59H180ZM7 61V60H6ZM16 61H13L15 64H16ZM17 61V62H19ZM131 61V63H132ZM177 61H179L177 59ZM1 62V61H0ZM4 62V60H3ZM11 62V60H10ZM175 62V61H174ZM179 63V62H177ZM41 65V64H40ZM44 65V64H43ZM126 65V64H125ZM36 68V66H33ZM47 67V66H46ZM38 68V67H37ZM240 68V67H238ZM22 69V68H21ZM132 69V68H131ZM243 69V70H244ZM10 70V69H9ZM162 70V69H161ZM177 70H180L177 68ZM195 70H197L196 68H194V72L195 73ZM236 70V69H235ZM234 70V71H235ZM240 70V69H239ZM247 70V69H245ZM254 70L257 71L256 74H254ZM90 71V70H89ZM150 71V70H149ZM227 71V70H226ZM4 70H2L0 68V76H2ZM14 72V71H13ZM25 72V71H24ZM73 72V71H72ZM91 72V71H90ZM95 72V71H94ZM151 72V71H150ZM176 72V71H175ZM179 72V71H177ZM183 72V70H182ZM181 72V73H182ZM201 72V71H200ZM230 72V71H228ZM237 72V71H236ZM29 73V72H28ZM154 73V72H153ZM179 72V75L181 74ZM198 73V71H197ZM203 73V72H202ZM233 73V72H232ZM92 74L93 75H90V76H94L95 73H93L92 71ZM178 75V73H175V75ZM219 75H221L222 77L220 78H224L226 80V78L224 76H226L228 73L226 72V75H222L220 73H218ZM27 75V74H26ZM25 75V76H26ZM176 75V76H177ZM218 75V76H219ZM181 76V75H180ZM229 76H230V73H229ZM236 76V75H235ZM24 77V76H23ZM113 77V76H112ZM152 77H155L154 74H152ZM164 77V76H163ZM178 77V76H177ZM183 77V76H182ZM243 77V76H242ZM241 77V78H242ZM27 78V77H26ZM95 78V76H94ZM109 75L106 77V76H101L99 77V80L98 82V87H97V91L99 93L102 94V92L104 93L105 91L103 89H105V87L103 88V85L104 83L107 82V80L109 81H112L113 83L115 84H120V81L119 78H112V79H109ZM179 78V77H178ZM21 79V78H20ZM85 79V78H84ZM89 79V78H88ZM114 79V80H113ZM165 79V78H163ZM1 80V79H0ZM24 80V79H23ZM92 80V79H91ZM128 80V79H127ZM126 80V81H127ZM152 80V79H150ZM185 80V79H184ZM205 78H204V75L203 76H198L196 78V82L198 84L204 82ZM221 79H219L220 81ZM3 81V80H2ZM63 81V80H62ZM123 81V80H122ZM130 81V80H129ZM155 81V80H154ZM75 82V81H74ZM111 82V83H112ZM218 82V80H217ZM222 82V81H220ZM1 83V82H0ZM25 83V82H24ZM92 83V82H91ZM123 83V82H121ZM135 83V82H134ZM159 83V82H158ZM184 83V82H183ZM26 84V83H25ZM130 84H132V82H130ZM129 84V85H130ZM219 84V83H218ZM69 85V84H68ZM111 85V84H109ZM128 85V86H129ZM134 85V84H133ZM132 85V87H133ZM145 85V84H144ZM173 85V84H172ZM203 85V83H202ZM217 85V84H216ZM114 86V85H113ZM131 86V85H130ZM129 86V87H130ZM222 86V85H221ZM224 86V85H223ZM222 86V88H223ZM203 87V86H202ZM219 87V86H218ZM161 88H165L163 86L160 87V85L158 86V84H155L151 82H149V84L145 85V87L143 86V89H141L142 92H144L145 95L147 96H155L156 93H159L160 89ZM60 89V88H59ZM200 89L202 90V88L200 87ZM204 89H206L204 87ZM28 90V89H27ZM29 90H30V86H29ZM28 90V91H29ZM93 90V89H91ZM108 91V89H105ZM221 90V89H220ZM90 91V90H89ZM106 91V92H107ZM140 90L138 91L139 93L141 92ZM253 91L254 94L255 92H257V95L254 96L252 95L251 96V92ZM95 92V90H94ZM105 92V93H106ZM202 92V91H201ZM207 92V91H205ZM250 92V93H249ZM27 94V93H25ZM57 94V93H56ZM107 94V93H106ZM109 94V93H108ZM119 94V93H118ZM117 94V95H118ZM141 94V93H140ZM140 94H137V95H140ZM155 94V95H154ZM136 95V96H137ZM144 95H142L143 97ZM215 98L217 97V95H214ZM120 97V95L113 97V100H118V98ZM138 97V96H137ZM136 97V98H137ZM145 97V96H144ZM213 97V96H212ZM128 98V96H127ZM133 98V97H132ZM139 98V97H138ZM197 98V97H196ZM120 99V98H119ZM179 99V98H178ZM195 99V98H194ZM220 99V98H219ZM218 99V100H219ZM13 100V99H12ZM79 100V99H78ZM255 100V99H254ZM77 101V100H76ZM114 101V102H115ZM119 101V100H118ZM130 102H134V100H128ZM189 101V100H188ZM244 101V102H243ZM253 101V100H251ZM247 103V102H246ZM249 103V102H248ZM119 104V103H118ZM176 105L178 104L177 102L175 103ZM182 104V103H181ZM207 104V103H206ZM252 104V103H251ZM255 104V103H254ZM253 104V105H254ZM264 104V103H262ZM132 105V104H131ZM157 105V104H156ZM172 105V104H171ZM179 105V104H178ZM204 105V104H203ZM22 106V105H21ZM134 106V104H133ZM132 106V107H133ZM220 106V109L215 113L213 112L214 109L216 107ZM252 106V105H251ZM154 107V106H153ZM158 107V106H157ZM181 107V106H180ZM184 107V106H183ZM197 107V106H196ZM201 109L203 106H200ZM156 109V108H155ZM160 109V108H159ZM177 109V108H176ZM22 110V109H21ZM196 110V109H195ZM200 110V109H197V111ZM157 111H159L157 109ZM165 111V110H164ZM168 111V110H167ZM166 111V112H167ZM177 111V110H176ZM196 111V112H197ZM162 112V111H161ZM165 112V113H166ZM199 112V111H198ZM116 113V112H115ZM145 113V112H144ZM151 115V114H150ZM154 115V113L152 114V116ZM168 116V115H167ZM177 116V115H176ZM157 117V116H155ZM161 117V116H160ZM164 117V116H163ZM158 118V117H157ZM129 119V118H128ZM159 119V118H158ZM191 119V118H190ZM90 121V120H89ZM138 121V120H137ZM76 122V121H74ZM72 122V123H74ZM146 122V121H145ZM149 122V121H148ZM188 122V121H187ZM50 123V122H49ZM48 123V124H49ZM65 123V122H64ZM77 123V122H76ZM153 123V121H152ZM166 123V122H165ZM181 123V122H180ZM63 124V122H62ZM184 124V123H183ZM189 124V123H188ZM81 125V124H80ZM132 125V124H131ZM134 125H136V123H134ZM151 125V122L150 124ZM148 125V126H149ZM169 125V124H168ZM190 125V124H189ZM186 124V126H189ZM70 126V125H69ZM102 127H105V125H101ZM140 126V125H139ZM166 126V125H165ZM191 126V125H190ZM72 128H75V124H72L71 126ZM83 127V126H82ZM116 127V126H115ZM163 127V126H162ZM176 127V129H177ZM59 128V127H58ZM63 128V127H62ZM70 128V127H69ZM67 128V129H69ZM133 128V127H132ZM169 128V126L167 127ZM28 129V128H27ZM61 129V127H60ZM66 129V130H67ZM140 129V127L138 128ZM165 129V128H164ZM170 129V128H169ZM174 129V130H176ZM189 129H191L189 127ZM202 129H204V132H200ZM64 130V128H63ZM71 130V129H70ZM192 130V129H191ZM29 131V130H28ZM60 131V130H59ZM166 131V130H165ZM169 131V130H168ZM167 131V132H168ZM173 131V130H172ZM177 131V130H176ZM193 131V130H192ZM130 132V131H129ZM133 132V131H132ZM74 133V132H73ZM117 133V132H116ZM139 133V132H138ZM150 133V132H149ZM92 134V133H91ZM132 134H135L134 132ZM161 134V136H163ZM171 136L172 134H175V132L173 131V133H171ZM169 134V135H170ZM226 134H231V138H229L232 142V145H227V137H226ZM58 135V134H57ZM160 135V134H159ZM227 135V136H228ZM116 136V135H115ZM114 136V138H115ZM120 136V135H119ZM160 136V137H161ZM54 137V136H52ZM99 137V136H98ZM145 137V136H144ZM164 137V136H163ZM111 138V137H110ZM113 138V139H114ZM147 138V137H146ZM112 139V138H111ZM127 139H130V138H127ZM143 139V138H142ZM141 139V140H142ZM157 139V138H156ZM101 140V139H100ZM110 140V139H109ZM130 140H134V139H130ZM129 140V141H130ZM147 140V139H146ZM164 140V139H163ZM260 140V141H259ZM123 141V140H122ZM128 141V142H129ZM248 141H250L249 145L248 144ZM103 142V141H102ZM101 142V143H102ZM117 142V140H116ZM125 141V143H128ZM151 142V141H149ZM156 142V141H155ZM158 142H160V140H158ZM120 143L121 140H120ZM118 143V144H120ZM131 143V141H130ZM142 143V142H141ZM225 143V145H224ZM229 143V142H228ZM116 144V143H115ZM124 144V142L122 143ZM150 143H148L149 145ZM164 144V145H165ZM114 145L111 144V146ZM138 145V144H137ZM155 145V144H154ZM108 146V145H107ZM115 147H119L117 144L114 145ZM124 145L121 146V148L123 147ZM133 146V145H132ZM143 146V144L141 145ZM150 146V145H149ZM163 146V145H162ZM110 147V145H109ZM108 147V149H109ZM127 147V145H126ZM125 147V148H126ZM131 147V144L129 145L128 144V149ZM139 147V146H138ZM137 147V148H138ZM145 147V146H143ZM264 147V146H262ZM119 148H117V151L119 150ZM120 148V149H121ZM124 148V147H123ZM121 149V150H124V149ZM126 148V151H128V149ZM134 148V146H133ZM101 149V148H100ZM107 149V150H108ZM113 149V147H112ZM111 149V151H112ZM148 149V147L146 148ZM161 149V148H160ZM246 149V151H248ZM99 149H97L98 151ZM102 150V149H101ZM110 150V149H109ZM116 150V149H115ZM130 150H132L130 148ZM134 150V149H133ZM157 150V149H156ZM245 150V149H244ZM103 151V150H102ZM155 151V149L153 148L152 152ZM159 151V150H157ZM179 151V152H178ZM262 151V150H261ZM11 152V151H10ZM108 151H106L107 153ZM134 152V151H133ZM244 152V151H243ZM72 153V152H71ZM79 153H82L81 151ZM87 154V152H84ZM100 153V151H99ZM103 153V152H102ZM128 153H130L128 151ZM139 153V152H138ZM46 154V153H45ZM235 154V155H233ZM240 154V153H239ZM243 154V153H241ZM9 155V154H8ZM74 155V154H73ZM90 155V154H89ZM131 155V153L129 154ZM247 155V156H248ZM258 155V154H257ZM261 155V154H260ZM49 156V155H48ZM113 156V155H112ZM262 156V155H261ZM261 156H259L261 158ZM43 157V156H42ZM74 157V156H73ZM94 157V156H93ZM114 157H117V156H114ZM142 157V156H141ZM45 158V157H44ZM71 157L69 156V159ZM84 158V157H83ZM98 158V157H97ZM119 156L116 158H113L114 160L116 159L117 160H120L118 159ZM121 158V157H120ZM123 158V157H122ZM156 158V159H154ZM68 159V160H69ZM77 159V158H76ZM100 159V157H99ZM102 159V158H101ZM129 159V158H128ZM134 159V158H133ZM132 159V160H133ZM236 159V158H235ZM47 161L46 165H42L44 166L43 167V170L45 171V175H46V172H51V171H57L61 174H59L60 176L61 175H64V178L68 180H70V177L69 175L71 176V170L69 171L68 169V165L63 163L62 161L58 160L56 157L54 156H51V157H47L45 159ZM72 160V159H70ZM81 160V159H78V161ZM93 160V159H92ZM98 160V159H97ZM136 160V159H135ZM138 160V159H137ZM23 161V160H22ZM26 161V160H24ZM90 161V160H89ZM124 161L125 163V160H122ZM134 161V160H133ZM238 161V160H236ZM250 161V160H249ZM255 161V160H254ZM257 161V160H256ZM27 162V161H26ZM44 162V160H43ZM71 162V161H69ZM75 162V161H73ZM87 162V161H86ZM91 162V161H90ZM118 162V161H117ZM128 162V161H127ZM130 162V161H129ZM253 162V161H252ZM251 162V163H252ZM259 162V161H258ZM19 163V162H17ZM34 163V162H33ZM76 163V162H75ZM99 163V167H98V171L100 172V174H103L106 172L107 168L108 167H111L113 165H115V163H113V161L109 160V159H105V160H100L98 161ZM123 163V162H122ZM121 163V164H122ZM249 163V162H248ZM247 163V164H248ZM45 164V163H44ZM84 164V163H83ZM86 164V163H85ZM246 164V165H247ZM77 165V164H75ZM80 164H78L79 166ZM96 165H97V162H96ZM117 166L119 165L118 163L116 164ZM132 165V163L130 164ZM156 165H159L160 167H162L163 171L161 173V175L163 176L161 179H163V186L161 187L160 190H157L155 191V189L153 188L152 186V182L150 183L148 178L146 180H148V182H144L141 183L137 180H139L140 177L144 176L142 175L147 169L148 167H152L154 169L153 166H156ZM250 165V163L248 164ZM246 166L247 168L249 166ZM71 167V165H69ZM84 166V165H83ZM120 166V165H119ZM135 166V167H134ZM251 166V165H250ZM260 166V165H259ZM20 167V166H19ZM41 167V166H40ZM115 167V166H114ZM123 167V166H122ZM149 167V168H150ZM14 168V167H13ZM113 168V167H112ZM151 168V169H152ZM110 169V168H109ZM116 169V168H115ZM115 169H113L115 171ZM121 169V168H120ZM42 170V171H43ZM74 170V169H73ZM72 170V172H74ZM160 170V169H159ZM82 171V170H81ZM87 171V170H86ZM89 171V170H88ZM87 171V172H88ZM251 171V170H250ZM253 171V170H252ZM93 174L95 173L94 170L91 171ZM119 172V171H117ZM13 173V172H12ZM33 174V172L31 171L30 174ZM37 173H43V172H37ZM110 173H111V170H110ZM113 173V172H112ZM149 173V172H148ZM151 173V172H150ZM154 173V172H153ZM29 174V175H30ZM57 173H55L56 175ZM57 174V176H58ZM75 174V173H74ZM80 175V173H78ZM76 175L75 177L78 176L79 178V175ZM82 174V173H81ZM117 174V173H116ZM120 174V175H121ZM249 174V173H248ZM251 174V173H250ZM35 175V174H34ZM40 174L36 175V176H39ZM42 175V174H41ZM44 175V174H43ZM48 175V174H47ZM51 175V174H50ZM73 175V174H72ZM89 175V174H88ZM111 175V174H110ZM136 175V176H135ZM137 175H140V177L138 176V178H135L137 177ZM51 176H54V175H51ZM50 176V177H51ZM56 176V177H57ZM74 176V175H73ZM72 176V177H73ZM83 176V175H82ZM98 176V175H97ZM96 176V179H98ZM134 176L135 179H133L132 177ZM160 176V175H159ZM251 176V175H250ZM30 177V176H29ZM41 177V176H40ZM43 177V176H42ZM71 177V178H72ZM86 175H84V178L83 179H86ZM100 177V176H99ZM112 177V176H111ZM222 177V174L220 175V178ZM16 178V176H15ZM32 178V177H31ZM35 178V177H34ZM37 178V177H36ZM39 178V177H38ZM110 178V177H109ZM108 178V179H109ZM115 178V177H114ZM118 178V177H117ZM143 178V177H142ZM146 178V176H145ZM226 178V176H225ZM14 179V178H13ZM17 181L19 178H16ZM29 179V178H28ZM45 179V178H44ZM56 179V178H55ZM58 179V177H57ZM62 179V178H60ZM73 179V178H72ZM71 179V180H72ZM82 179V177L80 178ZM103 179V178H102ZM100 179V180H102ZM111 179V178H110ZM122 179V178H121ZM137 179V180H136ZM39 180V179H38ZM49 180V179H48ZM47 180V181H48ZM51 180V179H50ZM59 180V179H58ZM56 180L57 182H60ZM65 180V179H64ZM63 180V181H64ZM93 180V179H92ZM99 180V179H98ZM97 180V181H98ZM235 180V179H234ZM232 180V181H234ZM41 181V180H40ZM47 181H43V183L47 182ZM52 181V180H51ZM50 181V182H51ZM73 181V180H72ZM71 181V182H72ZM76 181V180H75ZM80 181V180H79ZM85 181V180H84ZM116 179L114 180L113 179V183L115 184ZM153 181V180H152ZM227 181V180H226ZM238 181V180H237ZM19 182V181H18ZM23 182V181H22ZM21 182V183H22ZM26 182V181H24ZM23 182V183H24ZM34 183V181H32ZM49 182V183H50ZM55 182V181H54ZM119 182V181H118ZM220 182V181H218ZM239 182V181H238ZM22 183V184H23ZM28 182H26L27 184ZM30 183V182H29ZM28 183V184H29ZM36 183V182H35ZM48 183V182H47ZM100 183V181H99ZM104 183V181H103ZM112 183V184H113ZM221 183V182H220ZM240 183V182H239ZM25 184V183H24ZM23 184V185H24ZM25 184V185H26ZM27 184V185H28ZM65 184L67 185V183L65 182ZM68 184H69V181H68ZM77 184V183H76ZM76 189L71 188L70 189H73L72 191L76 190L75 192H77V187H79L78 185H76ZM84 184V183H83ZM242 184V183H241ZM15 185V184H14ZM32 185V183H31ZM44 185V184H43ZM51 185V184H50ZM53 185V184H52ZM58 185V183L56 184ZM64 185V184H63ZM110 185V184H109ZM119 185V184H118ZM219 185V183H218ZM240 185V184H239ZM249 185V184H248ZM16 186V185H15ZM14 186V188H15ZM18 186V189H19V185ZM70 186V185H68ZM115 186V185H114ZM121 186V185H120ZM156 186V185H155ZM242 186V185H240ZM247 186V184H246ZM250 186V185H249ZM9 187H12L7 185V184H4L2 183L0 185V191H6ZM21 187V186H20ZM31 187V186H30ZM44 187V186H43ZM63 187V186H62ZM81 187H83L81 185ZM101 187V186H100ZM111 187H113L111 185ZM118 187V186H117ZM116 187V188H117ZM133 187V188H134ZM156 187H159V186H156ZM155 187V188H156ZM233 187V186H232ZM251 187V186H250ZM254 187V186H253ZM252 187V188H253ZM45 188H46V185H45ZM53 188V187H52ZM51 188V189H52ZM80 188V187H79ZM78 188V189H79ZM114 188V187H113ZM120 187H118L117 189H119ZM121 188H123L121 186ZM127 189V186L125 187ZM129 188V187H128ZM132 188V187H131ZM132 188V189H133ZM136 188H134L133 190H135ZM240 188V187H239ZM251 188V189H252ZM23 189V188H22ZM44 189V188H43ZM50 189V190H51ZM116 189V192H118L119 190ZM166 189V192H163V190ZM217 189V188H216ZM11 190V189H10ZM35 190V188H34ZM37 190V188H36ZM39 190H42V189H39ZM80 190V189H79ZM82 190V189H81ZM13 191V190H12ZM11 191V192H12ZM38 191V190H37ZM122 191V190H121ZM136 191V190H135ZM139 191V189H138ZM136 191V192H138ZM239 191V190H238ZM7 192V191H6ZM14 192H15V189H14ZM26 192V191H24ZM29 191H27L28 193ZM51 192V191H50ZM56 192V191H55ZM60 192V191H59ZM64 192V191H63ZM68 192V191H67ZM71 192V191H70ZM68 192V193H70ZM9 193V192H7ZM13 193V192H12ZM32 193V192H31ZM48 193V192H47ZM62 193V192H60ZM81 193V192H80ZM80 193H77L78 195H80ZM135 193V192H133ZM139 193V192H138ZM137 193V194H138ZM234 193V192H233ZM3 194V193H2ZM23 194V193H22ZM26 194V193H24ZM36 193H33L32 195H34ZM52 194L55 196L54 194V190L52 192ZM83 194V193H82ZM118 194V193H117ZM8 195V194H7ZM11 195V193H10ZM9 195V196H10ZM39 195V193H38ZM37 195V196H38ZM72 193L70 194V197H71ZM75 195V194H74ZM85 195V193L83 194ZM24 196V195H23ZM31 196V195H29ZM28 196V197H29ZM37 196L34 195L33 199L36 198ZM51 195H49L50 197ZM60 196V195H59ZM139 196V194L137 195ZM142 196V195H141ZM228 196V195H227ZM234 196V195H233ZM2 197V196H1ZM4 197H6V195H4ZM12 197V195L10 196ZM22 197V195H21ZM27 197V198H28ZM41 197V196H40ZM43 197V196H42ZM62 197V196H61ZM58 198L57 199V203H56V207H57V211H63L64 208H66V203H64V200L63 198L65 197V194H64V197L63 198ZM69 197V198H70ZM117 197V196H116ZM153 197V198H154ZM23 198V197H22ZM25 198V197H24ZM48 198V197H47ZM52 198V197H51ZM55 198V197H54ZM68 198V199H69ZM97 198V197H96ZM110 198V197H109ZM152 198V199H153ZM5 199H8V198H5ZM4 199V201H5ZM16 199V198H15ZM19 199V198H18ZM30 197L28 198V201L31 202V199ZM67 199V198H66ZM68 199L66 200V202L68 201ZM98 199V198H97ZM115 199V198H114ZM150 199V198H149ZM148 199V200H149ZM151 199V200H152ZM196 199V200H195ZM14 200L11 199L10 201ZM21 200V199H20ZM70 202H71V198L69 199ZM78 200V197L77 199ZM192 200L194 202V204L192 205L191 208H189V206H191L192 204ZM262 200V199H261ZM34 201V200H33ZM40 201H41V198H40ZM52 201V199H51ZM55 201V200H54ZM86 201V200H84ZM1 202V201H0ZM9 203V201H8ZM11 203V202H10ZM9 203V204H10ZM33 203V202H32ZM40 203V202H39ZM2 204V203H1ZM19 204V203H18ZM31 204V203H30ZM29 204V205H30ZM35 204V202H34ZM48 204V203H47ZM69 204V202L67 203ZM73 204H75L73 202ZM83 204V203H82ZM85 204V202H84ZM204 204V203H203ZM7 205V204H6ZM28 205V204H27ZM28 205V206H29ZM43 204H41L42 206ZM1 206V205H0ZM5 206V204H4ZM10 206V205H9ZM13 206V205H12ZM17 206V205H16ZM34 206V205H32ZM44 206V205H43ZM42 206V207H43ZM65 206V207H64ZM6 207V206H5ZM8 207V205H7ZM31 207V206H30ZM36 207V206H35ZM53 207V205H52ZM64 207V208H63ZM75 207V206H74ZM12 208V207H11ZM15 208V207H14ZM19 208V207H18ZM17 208V209H18ZM44 208V207H43ZM50 208V205L49 207ZM83 208V207H82ZM1 209V208H0ZM16 209V210H17ZM26 209L27 206H26ZM34 209V207H33ZM37 209V207L35 208ZM33 210V211H36V210ZM52 209V208H51ZM51 209H47V210H51ZM97 209H100L101 213L100 215H97L96 214V211ZM31 210H32V207H31ZM43 210V209H42ZM70 210V209H68ZM82 210V211H81ZM30 211V210H27V212ZM65 211V210H64ZM152 211V210H151ZM1 212V211H0ZM10 212V211H8ZM26 212V211H25ZM26 212V215L29 213ZM45 212V211H44ZM51 212V211H49ZM53 212H56L53 211ZM6 213V212H5ZM4 213V214H5ZM11 213V212H10ZM10 213L7 214V215H4V214H1L0 213V228L1 230L3 231H0L2 232L0 234V237H2L5 232H4V229L6 228V224L9 222V221H12V217L10 216ZM43 213V211H42ZM32 214V213H31ZM41 214V212H40ZM59 214V212H58ZM57 212L55 215H58ZM66 214V212H65ZM99 214V213H98ZM24 215V214H23ZM25 215V217H27ZM42 215V214H41ZM48 216V215H47ZM29 217V216H28ZM35 217H36V214H35ZM38 217V216H37ZM52 217V216H51ZM30 218V217H29ZM34 218V217H33ZM40 218V217H39ZM48 218V217H47ZM85 218V217H84ZM16 219V218H15ZM32 219V217H31ZM31 219L30 222H31ZM52 219V218H51ZM81 219V218H79ZM129 219V220H127ZM19 220V219H18ZM46 220V218H45ZM84 220V219H82ZM82 220H79V221H82ZM260 220V219H258ZM27 221V220H26ZM54 221V220H53ZM76 221V220H75ZM74 221V222H75ZM136 221V220H134ZM145 221V220H144ZM17 221H15L16 223ZM20 222V221H19ZM28 222V221H27ZM36 222V221H35ZM33 221V224L35 223ZM85 222V221H84ZM197 222V221H196ZM10 223V222H9ZM26 223L23 221V224ZM52 223V222H51ZM50 223V224H51ZM59 223V222H58ZM135 223V222H134ZM143 223V222H142ZM14 224V222L12 223ZM10 224V226L12 225ZM33 224L31 226H33ZM38 225V222L36 223ZM80 226H82V223L80 222ZM130 224V222L128 223ZM141 224V223H140ZM194 224V223H193ZM27 225V224H25ZM30 225V224H29ZM41 225V224H40ZM38 225V227L40 226ZM70 225V224H69ZM144 225V223L142 224ZM7 226H9L7 224ZM52 226V225H51ZM51 226L49 227L51 229ZM58 226V224H57ZM62 226V225H61ZM79 226V227H80ZM84 226V224H83ZM83 226L81 227V229H83ZM16 227V226H15ZM26 227V226H24ZM44 227V226H43ZM48 227V226H47ZM55 227V225H54ZM68 227V226H67ZM77 227V226H76ZM254 227V226H253ZM11 228V227H10ZM8 228V229H10ZM48 228V229H49ZM66 228V226H65ZM86 228V227H84ZM45 229V228H44ZM44 229L43 232H44ZM64 229V227L62 228ZM67 230L69 229L66 228ZM65 229V230H66ZM79 229V228H78ZM89 229V228H88ZM250 229V228H249ZM17 230V228H16ZM40 230V229H39ZM38 230V231H39ZM64 230V231H65ZM139 230V229H138ZM38 231H37V235H40V233L38 234ZM41 231V230H40ZM48 231V230H47ZM86 230H84L85 232ZM94 231V232H95ZM10 232V231H9ZM16 232V231H15ZM20 232V231H19ZM24 232V231H23ZM36 230H32L31 231H27L26 229V232L22 235V238L20 242H25L26 240H28L29 236H33L35 234ZM54 232V231H53ZM74 232V231H73ZM91 232V231H90ZM14 233V232H13ZM60 233V232H58ZM64 232H62L63 234ZM10 234V233H9ZM47 234V233H46ZM53 234V233H52ZM61 234V235H62ZM15 234H13L14 236ZM42 235V234H41ZM58 235V234H57ZM73 235V233H72ZM12 236V235H11ZM12 236V237H13ZM21 236V235H20ZM43 236V235H42ZM66 236V235H65ZM254 237L251 239H247L246 243L244 244V249H246V257H247V261L244 263V264H259V261H260V257H259V246H258V243L260 242H264V230H262L260 233H258L257 235H253ZM35 237V236H34ZM45 237V233H44V236ZM47 237V236H46ZM50 237V235H49ZM56 237V235H55ZM62 237V236H61ZM68 237V236H67ZM66 237V238H67ZM78 237V236H76ZM190 237H192L190 235ZM11 238V237H10ZM30 238H33V237H30ZM37 238L39 237H36L34 240H38ZM70 238V237H68ZM72 238V237H71ZM196 238V237H195ZM194 238V239H195ZM9 239V238H8ZM32 239V241H33ZM54 239V238H53ZM64 239V238H63ZM92 239V238H91ZM11 240V239H10ZM31 239H29L30 241ZM66 240V239H65ZM196 240V239H195ZM8 241V240H6ZM34 241V242H35ZM43 241V240H42ZM64 241V240H63ZM192 241V240H191ZM197 241V240H196ZM3 242V241H2ZM11 242V241H10ZM45 242V241H44ZM48 242V241H47ZM51 242V241H50ZM14 243V242H12ZM33 243V242H31ZM56 243V242H55ZM192 243V242H191ZM1 244V243H0ZM5 244H7L5 242ZM25 244V243H24ZM30 244V243H29ZM34 244V243H33ZM47 244V243H46ZM23 245V244H22ZM27 247H28V243L25 244ZM39 245H42L41 243ZM50 245V244H48ZM52 245V244H51ZM54 245V244H53ZM87 245L88 246V249H82V246H85ZM257 245V248L255 250H252L253 247H255ZM4 246V244H3ZM8 246V245H7ZM9 246H12L11 244ZM24 246V245H23ZM24 246V247H26ZM31 246V245H30ZM43 246V245H42ZM117 246V248L119 249L118 252H114V247ZM13 247V246H12ZM11 247V249H13ZM40 247V246H39ZM50 247V246H49ZM86 247V246H85ZM8 248V247H6ZM23 248V247H22ZM42 248V247H41ZM54 248V247H53ZM84 248V247H83ZM87 248V247H86ZM264 248V247H262ZM18 249H21V247H18ZM38 249V247H37ZM36 249V250H37ZM23 250V249H21ZM30 250V249H29ZM29 250L27 253H29ZM47 250V249H46ZM49 250V249H48ZM258 250V251H257ZM9 251V250H8ZM18 252V250H16ZM34 251V250H33ZM43 251V250H42ZM57 251V250H56ZM11 252V250H10ZM14 252V251H13ZM32 252V250H31ZM39 252V251H38ZM4 253V252H3ZM20 253V252H19ZM2 254V253H1ZM5 254V253H4ZM3 254V256H4ZM18 254V253H17ZM16 254V255H17ZM33 254V253H32ZM39 254V253H38ZM37 254V256H38ZM41 254V253H40ZM8 255V254H6ZM30 255V254H29ZM43 255L40 256L41 258H43ZM52 255V254H51ZM111 255V256H110ZM154 255H156V258L153 259L151 257H154ZM32 256V255H30ZM28 256V257H30ZM54 256V255H53ZM34 257V256H33ZM39 257V256H38ZM45 257V256H44ZM61 257V256H60ZM7 258V256H6ZM16 258V257H15ZM32 258V257H31ZM39 258V259H41ZM27 259V258H26ZM30 259V258H29ZM38 259V258H37ZM38 259V260H39ZM55 259V258H54ZM57 259V258H56ZM121 259V258H120ZM3 258H2V255H0V263L2 262ZM9 260V259H8ZM34 260V259H33ZM45 260V259H44ZM12 261V260H11ZM14 261V260H13ZM17 261V260H16ZM24 261V260H23ZM22 261V262H23ZM31 261V260H30ZM36 261V259H35ZM40 261V260H39ZM38 261V262H39ZM49 261V260H48ZM10 262V261H9ZM19 262V261H18ZM20 262V264H23L25 262ZM28 262V261H27ZM240 262V261H239ZM37 263V261H36ZM44 263V262H43ZM8 264V263H7ZM11 264V263H10ZM29 264V263H27ZM30 264H34L32 262H30ZM196 264V263H195ZM241 264V263H240ZM261 264V263H260Z\"/></svg>",
  "mask_w": 264,
  "mask_h": 264
}]
</instances>
